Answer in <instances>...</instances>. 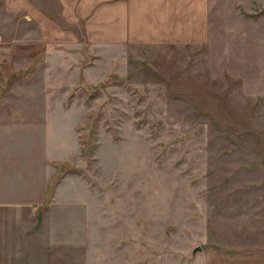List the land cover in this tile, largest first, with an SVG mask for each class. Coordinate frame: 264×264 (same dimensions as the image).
I'll use <instances>...</instances> for the list:
<instances>
[{
    "label": "rangeland",
    "instance_id": "rangeland-1",
    "mask_svg": "<svg viewBox=\"0 0 264 264\" xmlns=\"http://www.w3.org/2000/svg\"><path fill=\"white\" fill-rule=\"evenodd\" d=\"M27 3L28 23L0 9V183L15 200L27 182L28 203L0 209L28 210L30 254L264 264V0H207L202 25L101 45L57 0Z\"/></svg>",
    "mask_w": 264,
    "mask_h": 264
},
{
    "label": "crops",
    "instance_id": "crops-1",
    "mask_svg": "<svg viewBox=\"0 0 264 264\" xmlns=\"http://www.w3.org/2000/svg\"><path fill=\"white\" fill-rule=\"evenodd\" d=\"M206 2L207 0H57L67 23L81 20L87 40L97 45L104 42L140 43L144 38H146L145 41L154 42L157 40L156 33L161 31L155 28L152 30V26L154 27L158 22L167 24L166 21H168L172 25L186 28L190 24L202 25ZM0 9L4 11L5 16L7 13L10 17L18 15L24 23H28L33 11L31 9L29 11L27 0H15V2L0 0ZM33 13H40V17L33 16V23L38 27L42 26L44 20L39 19L44 16L43 10L36 6V12ZM0 18H2L1 13ZM54 25L55 23L52 22L53 28ZM151 31H153L152 34ZM51 36L53 40H61L53 29ZM7 40H9L8 35L0 33V42ZM40 40H49V38L41 35ZM13 53L14 51L8 53L0 49V60L5 62V58H12ZM14 56H17V52ZM6 183L5 179L0 183V207L11 208L15 205L21 208L24 204L26 205L28 203L27 182L24 185L23 180L20 181V194L16 193L18 197L15 200L6 188L8 186ZM48 183L47 179L44 184L45 189L39 196L40 199L42 197L44 199ZM27 213V209H0V264H14L12 259H18V264H42L39 256L30 254L32 250L29 247V235L36 233L38 228L29 229L27 225H23V222H26L23 219L27 217ZM49 213L54 218L64 216L59 210L49 211ZM60 225L61 221L53 222L54 233L59 232Z\"/></svg>",
    "mask_w": 264,
    "mask_h": 264
},
{
    "label": "water",
    "instance_id": "water-1",
    "mask_svg": "<svg viewBox=\"0 0 264 264\" xmlns=\"http://www.w3.org/2000/svg\"><path fill=\"white\" fill-rule=\"evenodd\" d=\"M200 247H196L194 250H198Z\"/></svg>",
    "mask_w": 264,
    "mask_h": 264
}]
</instances>
